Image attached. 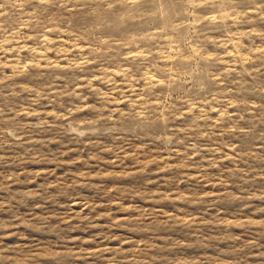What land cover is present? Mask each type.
Masks as SVG:
<instances>
[{
    "label": "rangeland",
    "instance_id": "obj_1",
    "mask_svg": "<svg viewBox=\"0 0 264 264\" xmlns=\"http://www.w3.org/2000/svg\"><path fill=\"white\" fill-rule=\"evenodd\" d=\"M0 264H264V0H0Z\"/></svg>",
    "mask_w": 264,
    "mask_h": 264
}]
</instances>
